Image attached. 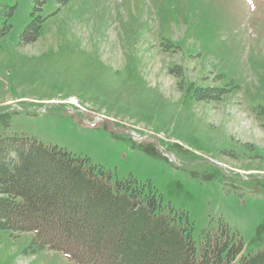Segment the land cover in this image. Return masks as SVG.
I'll return each instance as SVG.
<instances>
[{"label":"rangeland","instance_id":"rangeland-1","mask_svg":"<svg viewBox=\"0 0 264 264\" xmlns=\"http://www.w3.org/2000/svg\"><path fill=\"white\" fill-rule=\"evenodd\" d=\"M34 7L0 0V132L150 181L196 241L223 223L264 249V0ZM32 236L0 230V264H76Z\"/></svg>","mask_w":264,"mask_h":264},{"label":"trees","instance_id":"trees-1","mask_svg":"<svg viewBox=\"0 0 264 264\" xmlns=\"http://www.w3.org/2000/svg\"><path fill=\"white\" fill-rule=\"evenodd\" d=\"M42 21L33 13L24 43ZM193 228L150 181L114 178L62 147L0 132V230L31 232L37 247L76 264H264V249L245 254L225 224L203 229L198 241Z\"/></svg>","mask_w":264,"mask_h":264}]
</instances>
